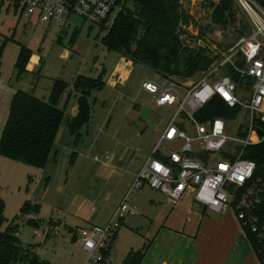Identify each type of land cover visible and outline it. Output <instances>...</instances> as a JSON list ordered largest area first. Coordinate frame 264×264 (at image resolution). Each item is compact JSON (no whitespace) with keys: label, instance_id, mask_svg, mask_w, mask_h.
Listing matches in <instances>:
<instances>
[{"label":"rangeland","instance_id":"rangeland-1","mask_svg":"<svg viewBox=\"0 0 264 264\" xmlns=\"http://www.w3.org/2000/svg\"><path fill=\"white\" fill-rule=\"evenodd\" d=\"M222 1L176 0L180 17L186 16L179 24L181 41L192 50L210 54L213 57L212 62L222 61L239 39L253 31L251 18L238 0H230L231 7L223 16L216 15L215 10ZM20 2L23 0H0V137L9 117L15 91L23 90L43 101H49L55 80L65 81L69 85L60 102L64 118L53 149L58 154L57 163L50 164L46 173H42L41 169L0 156V196L5 202L0 231H5L15 220L23 244L35 250L37 248L43 259L52 264H85L87 254L81 245V239L77 235L78 240L74 241L72 238V230H77L76 227L82 228L83 223L66 208H69L76 195H90L95 198L96 193L101 191L102 198L105 199L113 191L117 180L115 176H109L108 162L115 166L118 159L125 160L123 169L131 164L130 171L136 170L143 163L142 159H147L151 154L159 140L163 123L175 110L172 107H158L152 97L135 102L138 105L133 102L138 94L135 89L138 90L144 81H156L161 85L167 83V79L159 77L147 66L136 64L132 69L127 82L128 88L133 89L128 94L131 96H119L118 92L114 93L107 85L111 68L119 55L105 49L101 36L113 24L118 13L125 9L126 0L121 1L117 10L106 21L105 27L92 26L79 16L73 15V25L68 27L71 28L67 34L54 25L46 26V23L39 21L37 15L26 17L22 12L24 3L16 8ZM75 24L81 29L73 39ZM20 44L32 50V58L29 70L19 78L15 63ZM211 70L212 63L205 71L185 82L190 85L208 75ZM104 71L105 88L94 91L90 97L93 119L82 128L83 138L76 142V136L70 133L68 127V120L74 115L79 98L73 86L74 80L80 74L97 77ZM232 71L230 65L221 66L220 69L221 74H231ZM237 82L242 83L243 78ZM244 83L245 86L248 85L247 80ZM184 93L181 92L182 97ZM129 105H133V112L142 111L147 114L144 130L145 124L141 121L135 126L127 125L126 133L115 128H124L126 124L122 122L129 123L132 115L127 111ZM238 111L239 109H228L224 116L232 117ZM249 116V111L242 110L233 120L228 127L232 136L236 134L235 125ZM110 117V130L105 133L104 123ZM152 118L154 122L149 121ZM150 190L143 188L138 193L144 202L147 200L145 204L152 193ZM115 198L116 193L108 196L106 206L110 207ZM25 205L33 213L32 218L20 217ZM54 226L58 228L57 234L52 232L47 239L38 234V230H48ZM34 244L37 247L34 248Z\"/></svg>","mask_w":264,"mask_h":264},{"label":"built area","instance_id":"built-area-1","mask_svg":"<svg viewBox=\"0 0 264 264\" xmlns=\"http://www.w3.org/2000/svg\"><path fill=\"white\" fill-rule=\"evenodd\" d=\"M238 2L249 14L254 30L239 39L222 61L212 62L208 75L190 85L175 80H167L166 85L142 83V89L154 97L158 107L175 111L109 221L74 231L87 254L86 264H113L114 239L124 219L136 213L128 198L145 187L163 192L175 202L193 190L195 202L205 208L219 213L232 209L243 228L256 235L264 248V163L258 165L244 157L248 148L264 142V7L255 0ZM119 3L25 0L22 12L26 17L37 15L39 21L64 31L72 25L73 15L92 26H104ZM224 65L233 68L231 74L220 73ZM235 74L237 79L243 78L242 83L235 80ZM244 80L253 83L245 86ZM215 96L232 108L238 107V113L200 121L196 113ZM242 110L249 111L250 116L235 125L236 134L232 136L228 127ZM159 154L168 161L160 159ZM28 213L21 218H32L33 213ZM52 232L57 233L58 228L38 230L45 239Z\"/></svg>","mask_w":264,"mask_h":264},{"label":"trees","instance_id":"trees-1","mask_svg":"<svg viewBox=\"0 0 264 264\" xmlns=\"http://www.w3.org/2000/svg\"><path fill=\"white\" fill-rule=\"evenodd\" d=\"M256 1L264 7V0ZM126 2L125 9L118 13L113 24L101 36L105 49L135 64L149 67L163 79L175 80L178 83L191 79L210 66L213 60L210 54L192 50L181 41L178 29L180 20L186 16L180 17L176 0H126ZM22 3H17L16 8ZM230 7L231 1L223 0L216 8L215 14L223 16ZM80 29H74L73 39ZM31 56L32 50L20 44L15 63L19 78L27 71ZM104 73L105 71L97 77L81 74L74 80L73 86L79 98L77 112L68 121V126L76 140L80 137L82 127L88 124L92 117L91 94L94 91H102L106 86ZM234 77L236 81L240 80L236 74ZM248 83L252 84L253 81L249 80ZM68 85L65 81L55 80L49 101H43L23 90L14 93L9 117L0 137V156L37 168H45L63 123L64 110L60 102ZM231 108L215 96L196 113V117L200 121L216 117L229 118L224 115L226 110ZM157 156L168 161L162 154ZM244 157L255 160L258 165L264 163V142L248 148ZM4 209L5 202L0 196V220L3 219ZM26 212H29L27 205L23 207L21 214ZM34 222L38 227V223L35 220ZM248 233L261 264H264L262 244L256 235L249 231ZM17 234L18 225L15 220L5 231L0 232V264H52L41 258L30 246L23 245ZM36 246L37 244L33 245ZM147 248L148 245L139 251L131 252L123 264H140Z\"/></svg>","mask_w":264,"mask_h":264},{"label":"crops","instance_id":"crops-1","mask_svg":"<svg viewBox=\"0 0 264 264\" xmlns=\"http://www.w3.org/2000/svg\"><path fill=\"white\" fill-rule=\"evenodd\" d=\"M45 25L48 27L51 26L48 24ZM70 28L62 32L66 34ZM75 28H79V25L75 24L74 29ZM252 32L253 31L248 35ZM31 58L27 65V71L29 70ZM135 65L133 61L119 55L107 79V85L110 87L109 89H112L114 93L118 92L119 96H131L128 94L132 93L133 89L128 88L127 82L131 77L132 69ZM135 91H138V94L133 98L134 103L141 102V99H145L146 97H152L153 102H155L154 97L144 91L141 86L138 90L135 89ZM137 99L140 100L138 101ZM113 103L118 104V102ZM132 106L133 105H129L127 109V111H130L132 114L129 118V123L122 122V124H126L124 128L122 126L115 127L124 133H126L125 128L127 125L129 127L135 126L138 121L145 124L143 130L147 125L145 121V119H148L147 114L142 111L133 112ZM76 112L77 107L74 115ZM92 119L91 117L89 123ZM149 121L154 122V119H149ZM168 121L169 119L167 118L163 123L160 134ZM111 122L112 118L110 117V119L104 123L106 127L105 133H108V130H110ZM82 128H84V126ZM99 131H102V127ZM82 138L83 133L80 131L78 140ZM78 140H76V142ZM53 149L49 155L45 168H38L42 170V173H46V168L50 164L55 165L57 163L58 154H55ZM123 157L124 156H122V158ZM145 160L142 159V162L144 163ZM124 162L125 160L118 159L115 166L108 162L110 167L109 176H115L117 180L112 188L113 191L110 192L105 199L102 198L101 191L96 193L95 198L90 195H76L74 200L70 203L69 208H66L67 211L79 218V222L83 223L82 228L97 225L103 226L109 221L143 164L141 163L136 170L130 171L131 164H128V166L123 169ZM108 165L106 166L107 168ZM44 176L45 174H43V177ZM105 176L107 175L105 174ZM150 189L152 193L147 204H145L147 200L144 202V199L139 197L138 193L140 191L130 195L128 198L130 205L136 207V213L124 219L114 239L112 247L114 253L113 264H123L124 260L131 252L139 251L147 245L148 248L140 264H261L254 245L250 240L248 231L243 228L232 209L227 210L225 213H219L205 208L195 202L193 190H189L180 201L175 202L163 192L156 191L152 188ZM114 193H116V198L113 204L107 207V197L113 196ZM134 216L139 217L137 219H131V217ZM60 225L62 226V223H60ZM70 230L72 229L70 228ZM72 231L74 232L75 230ZM17 236L23 244L19 233ZM50 236L51 233L47 238ZM72 238L74 241L78 240L75 235ZM34 251L39 255L40 252L38 253L37 248L36 250L34 249Z\"/></svg>","mask_w":264,"mask_h":264}]
</instances>
